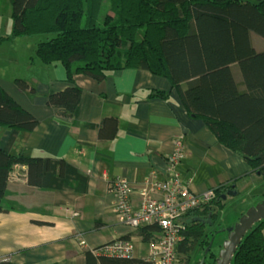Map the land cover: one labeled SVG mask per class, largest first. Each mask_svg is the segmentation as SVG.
<instances>
[{"label":"trees","instance_id":"trees-1","mask_svg":"<svg viewBox=\"0 0 264 264\" xmlns=\"http://www.w3.org/2000/svg\"><path fill=\"white\" fill-rule=\"evenodd\" d=\"M12 38L46 36L35 49L44 66L60 63L73 86L51 94L47 107L73 117L81 97L74 85L82 76L101 83L107 74L142 69L166 79L181 105L201 120L217 142L241 156L251 174L264 178V0H10ZM140 33V35H139ZM250 33L258 36L250 38ZM50 36V37H48ZM19 91L29 86L15 80ZM150 97L165 99L161 91ZM37 118L0 84V126L29 133ZM100 143L112 141L117 120L95 126ZM29 187L85 194L87 178L64 160L11 155L0 150V211L16 166ZM232 186L216 188L202 208L176 224L182 240L177 256H188L203 240L224 206ZM210 217V218H209ZM160 229L140 227L136 236L149 243ZM214 264V257L211 256ZM86 264H151L146 260L85 253ZM231 264H264V220L244 236Z\"/></svg>","mask_w":264,"mask_h":264},{"label":"crops","instance_id":"crops-1","mask_svg":"<svg viewBox=\"0 0 264 264\" xmlns=\"http://www.w3.org/2000/svg\"><path fill=\"white\" fill-rule=\"evenodd\" d=\"M7 57L17 58L9 53L5 60L0 53V84L38 124L29 133L0 126V150L64 160L87 178V191L29 187L17 165L16 178L1 200L0 264H86L87 251L117 240L133 244V259L146 260L148 243L136 236L137 230L117 222L111 192L117 178L129 182L134 206L150 171L164 181L178 178L199 194L225 185L238 194L255 188L260 177L251 174L241 156L219 144L201 120L187 113L166 79L142 69L110 72L101 83L76 76L80 101L73 117H65L61 109L46 105L49 95L73 86L63 66H44L24 57L23 67L32 72L18 75ZM17 79L29 88L19 91ZM151 91H161L166 98L150 97ZM104 118L117 120V133L112 141L100 143L95 126ZM178 137L183 138L184 158L170 168L167 159Z\"/></svg>","mask_w":264,"mask_h":264},{"label":"built area","instance_id":"built-area-1","mask_svg":"<svg viewBox=\"0 0 264 264\" xmlns=\"http://www.w3.org/2000/svg\"><path fill=\"white\" fill-rule=\"evenodd\" d=\"M173 147V152L167 159L170 168H174L184 158L183 138L175 139ZM15 178L16 175L13 174L11 181ZM111 192L119 224L134 230L144 225L155 224L159 227L158 237L148 243L147 261L151 264L178 263L176 248L182 238L176 223L188 212L202 208L214 196L213 192L194 193L178 178L161 180L155 171H150L143 180L138 192L139 201L135 206L131 201L133 189L126 179H115L111 183ZM90 251L96 256L133 258V244L128 240H117Z\"/></svg>","mask_w":264,"mask_h":264},{"label":"rangeland","instance_id":"rangeland-1","mask_svg":"<svg viewBox=\"0 0 264 264\" xmlns=\"http://www.w3.org/2000/svg\"><path fill=\"white\" fill-rule=\"evenodd\" d=\"M12 28L11 1L0 0V53L4 55L5 60L6 55L9 53H11V55H16L17 58L15 59H8L7 57V61L10 63L9 66L14 68L18 75H21L20 73L28 75L32 72V69H25L21 63V59L27 57V62L38 61L35 55V49L40 41L45 40L44 38L46 36L12 38ZM257 37L258 36L253 33H250L252 41ZM14 74L15 73L12 71L10 76ZM251 188L252 187L248 188V192H239L236 196L227 197L226 200H224V206L218 212L214 224H207L206 226V235L203 240L208 241V245H195L188 256H178L177 261L179 264H200L199 262L203 258L204 253L207 252L205 263L210 264L213 262L211 256L213 255V257L216 258L220 254L228 238V230L231 229L250 208L264 202V178H258L255 188Z\"/></svg>","mask_w":264,"mask_h":264},{"label":"water","instance_id":"water-1","mask_svg":"<svg viewBox=\"0 0 264 264\" xmlns=\"http://www.w3.org/2000/svg\"><path fill=\"white\" fill-rule=\"evenodd\" d=\"M238 193L234 187H231L222 197V200H226L227 197H234ZM210 218V217H209ZM197 222L211 225L209 219L203 220L200 218L195 219ZM264 220V202L257 206L250 208L239 221L228 230V238L224 243V246L220 254L214 259V264H231L233 257L242 241L244 236L260 221ZM207 253H204L203 258L200 260V264H206L205 259ZM133 259V258H132Z\"/></svg>","mask_w":264,"mask_h":264},{"label":"bare ground","instance_id":"bare-ground-1","mask_svg":"<svg viewBox=\"0 0 264 264\" xmlns=\"http://www.w3.org/2000/svg\"><path fill=\"white\" fill-rule=\"evenodd\" d=\"M108 244V243H107ZM146 261H147V259H146Z\"/></svg>","mask_w":264,"mask_h":264}]
</instances>
